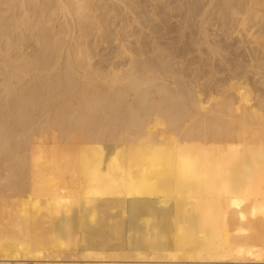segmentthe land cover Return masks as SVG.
I'll return each mask as SVG.
<instances>
[{
	"label": "bare ground",
	"instance_id": "6f19581e",
	"mask_svg": "<svg viewBox=\"0 0 264 264\" xmlns=\"http://www.w3.org/2000/svg\"><path fill=\"white\" fill-rule=\"evenodd\" d=\"M250 72L264 0H0V264H264Z\"/></svg>",
	"mask_w": 264,
	"mask_h": 264
},
{
	"label": "rangeland",
	"instance_id": "374dc122",
	"mask_svg": "<svg viewBox=\"0 0 264 264\" xmlns=\"http://www.w3.org/2000/svg\"><path fill=\"white\" fill-rule=\"evenodd\" d=\"M98 42H97V51H99V54L98 55H94L95 57H93L90 61L92 62V63H95V65L94 66H96V67H100L101 65H103L102 64V62H100V57L102 56V55H104L106 58H108L109 56H110V58L112 59V57H113V53H114V50L111 48V47H108V49L106 48V45L105 44H107V43H103V42H100L99 40L100 39H96ZM95 40V41H96ZM236 40V39H235ZM233 41V40H228V42H231L233 45H230V44H224V45H226V46H224V48L225 47H227L228 49V52L226 51V56H228L227 57V59H228V61L231 63L230 65H231V67H233V66H235L234 67V69H236V73L239 75V76H243V75H245L246 74V69H249L248 67L246 68V67H244V66H246V63H248L247 61L249 60L248 59V55H246V52H244V50H243V48L242 47H240V46H238L237 44V42H238V40L237 41ZM102 43V44H101ZM221 44H222V41L220 42ZM225 43V42H224ZM223 45V44H222ZM229 45V46H228ZM112 46V45H111ZM234 46V47H233ZM237 46V48L238 47H240L236 52L237 53H239V59L237 60V53L236 52H234L235 50L234 49H236L235 47ZM67 47H68V45H65V48L64 49H67ZM4 50H6V47H4L3 48ZM111 49V50H110ZM226 49V48H225ZM241 50V51H240ZM96 50H94L93 52H92V54H94V52H95ZM110 51L112 52L111 54H110ZM101 53V54H100ZM108 54V55H107ZM235 57V58H234ZM246 57V58H245ZM64 58V56L63 57H61V59H59L57 62H55V63H58V64H53V66L52 67H54V65H55V67H57L56 68V70L54 71V72H57V71H59L60 73H61V75L62 76H64V74H65V72L70 68V64L68 65V64H66L65 63V61L63 62V59ZM110 58H108V60H111ZM99 61H98V60ZM61 62H63V63H61ZM65 63V64H64ZM101 63V64H100ZM236 63H237V65H236ZM60 64V65H59ZM64 64V65H63ZM56 65H58V66H56ZM69 66V68L66 70V67L65 66ZM98 65V66H97ZM60 66V67H59ZM72 67H75V65L73 64L72 65ZM58 68H59V70H58ZM63 68H65V70L63 69ZM77 68V67H76ZM63 69V70H62ZM219 69H221V72H220V75L222 76V78H221V76H219V74H218V78L221 80V81H225V82H229L230 81V78H229V76L231 75V70H229V69H223V68H220L219 67ZM61 70H62V72H61ZM58 73V72H57ZM60 73H58V74H60ZM245 73V74H244ZM52 74H54V73H52ZM80 75H82L81 74V72L79 73ZM249 74V73H248ZM247 74V76H248V80L250 81V83L252 84L253 82H254V80L256 79V78H258V79H256V80H258V82H259V85L256 83V82H254L256 85V87L260 90H258L257 92H259V93H262V92H264V85L261 83V81H259V79H260V77L258 76V75H255L254 74V72L253 73H251L250 72V74L248 75ZM78 76V80H81V78H83L82 76ZM227 75V76H226ZM252 75H255V76H252ZM60 76V75H59ZM61 77V76H60ZM231 77V76H230ZM250 78V79H249ZM253 78V79H252ZM47 79V78H46ZM49 79H53L52 77H50ZM84 79H86V78H84ZM251 80H253V81H251ZM77 81V80H76ZM92 82V86L94 85V84H96V82H94V81H91ZM93 82H94V84H93ZM224 82V83H225ZM254 83H253V86H254ZM258 85V86H257ZM254 86V87H255ZM255 87V88H256ZM261 88V89H260ZM70 97L71 98H73L74 96H68V98L70 99ZM74 100V99H73ZM73 104H75L76 105V101H73L72 103H70L69 105H71V107L69 106V107H67V109H71L72 108V106L74 107V105ZM77 107V106H76ZM72 110L74 111V110H77V109H75V108H72L71 109V112H72ZM68 112V111H67ZM70 112V111H69ZM76 260H78L79 258H75ZM82 260V259H81ZM80 259L78 260V261H81ZM131 261V260H130ZM147 262H155L156 264H157V261H154V260H151V259H149V260H147ZM158 263H162V262H158Z\"/></svg>",
	"mask_w": 264,
	"mask_h": 264
}]
</instances>
